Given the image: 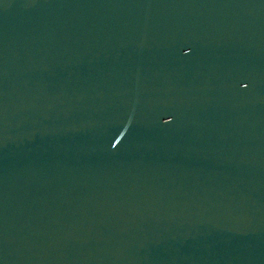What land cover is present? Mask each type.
I'll return each mask as SVG.
<instances>
[{
    "label": "water",
    "instance_id": "95a60500",
    "mask_svg": "<svg viewBox=\"0 0 264 264\" xmlns=\"http://www.w3.org/2000/svg\"><path fill=\"white\" fill-rule=\"evenodd\" d=\"M0 264H264V0H0Z\"/></svg>",
    "mask_w": 264,
    "mask_h": 264
}]
</instances>
